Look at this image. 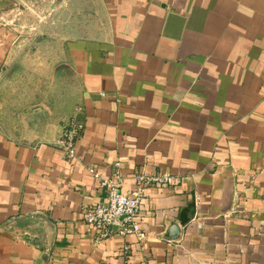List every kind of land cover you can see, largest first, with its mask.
<instances>
[{
	"label": "crops",
	"instance_id": "1",
	"mask_svg": "<svg viewBox=\"0 0 264 264\" xmlns=\"http://www.w3.org/2000/svg\"><path fill=\"white\" fill-rule=\"evenodd\" d=\"M91 168L180 182L97 243ZM0 264H264V0H0Z\"/></svg>",
	"mask_w": 264,
	"mask_h": 264
},
{
	"label": "built area",
	"instance_id": "2",
	"mask_svg": "<svg viewBox=\"0 0 264 264\" xmlns=\"http://www.w3.org/2000/svg\"><path fill=\"white\" fill-rule=\"evenodd\" d=\"M82 130L83 127L77 120L64 127L58 144L65 156H75L76 142ZM90 171L106 190L105 201L86 207L83 214L85 223L95 232L97 243L104 240L115 228L121 235H135L139 241H143L146 234L139 220V213L147 189L151 186L170 187L180 182L179 177L166 172L138 173L134 177L133 188L126 192L122 190V177L119 172L115 171L106 176L95 168Z\"/></svg>",
	"mask_w": 264,
	"mask_h": 264
}]
</instances>
